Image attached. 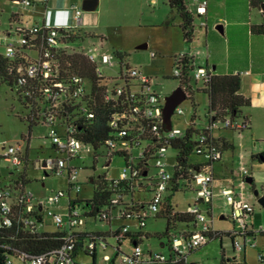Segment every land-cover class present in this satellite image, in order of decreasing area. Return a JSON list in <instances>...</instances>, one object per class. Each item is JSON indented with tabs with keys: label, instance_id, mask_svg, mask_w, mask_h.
Masks as SVG:
<instances>
[{
	"label": "built area",
	"instance_id": "2783aa9c",
	"mask_svg": "<svg viewBox=\"0 0 264 264\" xmlns=\"http://www.w3.org/2000/svg\"><path fill=\"white\" fill-rule=\"evenodd\" d=\"M21 1L26 6L32 5V0ZM195 1L196 5L191 8L195 15L205 14L208 0ZM73 8L77 16L82 13L81 7L74 5ZM77 29L76 26L34 23L18 25L0 35V47L3 48L0 53L14 61L11 69L17 74L12 89L23 99L28 98V119L45 126V137L51 139L55 150L54 154L36 158L34 164L47 174L66 175L70 180V188L79 191L81 167L74 163V160L81 157L83 146L89 145L93 148L96 163L95 159L99 160L98 150L104 147L106 152L103 153L102 168L105 173L100 175L98 180L105 178L111 187H117L124 180L136 190L150 183L152 196L148 200L136 201L134 197V200H125L130 207L136 203L135 210L129 211L126 210L127 207L119 205L111 212H102L101 217L113 221L119 218L138 219V229L142 230L147 224L149 213L160 211L165 194L171 186L175 163L170 169L168 149L171 140L183 136L185 129L175 127L174 124L170 130L165 129V97L155 87V73L143 70L141 65L132 64L124 54L116 52L120 68L113 74H106L99 63L114 65L112 54L99 53L98 46L95 45L86 49L77 44L78 40H67L69 35L76 34ZM74 54H83L94 64L98 81L71 67L67 57ZM156 56L155 51L151 52L152 58ZM187 58L193 56L186 51L174 55L172 72L166 76L177 78L189 98L194 90L193 82H209L213 70L193 62V69L188 71L185 69ZM181 104L182 102L175 108L174 115L186 114ZM102 106L111 110L108 121L111 133L106 136L103 144L95 149L91 144L85 143L78 134L82 125L93 123ZM215 113H210V119L200 127L201 134L194 149V152L204 159L193 163L196 167L193 168V179L189 180L199 183L195 201L186 210L195 216L196 228L188 238L180 234L172 236L171 249L175 259L178 255H187L188 251L207 243L210 233L215 232L214 218L210 214L213 199V163L222 158V143L214 136L215 129L232 127L240 133L246 127V121L242 118H213ZM196 119L195 111L188 120V125L195 124L199 127ZM1 143L5 148L6 142ZM135 149H139L136 154ZM148 153L150 158L147 161ZM7 154L14 164L25 163L27 170L28 156L20 145H9ZM117 156L123 157L125 163L118 176H111V164ZM151 166L154 167L153 172ZM91 179L94 181V178ZM70 194L71 189L68 192L59 189L46 199L37 197L27 188V184L17 180V177L12 178L6 185L0 184V226H12L18 221L35 233L46 230L44 225L48 219L56 229L66 231L61 246L39 254L17 250L6 255L5 264H88L85 260L78 259V254L74 251L76 235L80 231L79 228L86 223V211L83 210L85 207L78 202L79 197L73 199ZM221 194L230 206L229 216L234 223L229 232L234 250L242 252L247 244L255 246L253 236L264 233V224L256 228L248 224V219L254 212V205L237 194L233 187H223ZM66 196L69 197L66 212H57L50 207L51 204H59ZM120 197L117 195L113 203L120 204ZM202 203L206 208L202 207ZM117 229L118 232L111 236L119 249L116 264H165L168 260L166 254L146 250L138 242L134 243L130 253H124L121 246L125 241V234L131 231L130 226L123 224L114 231ZM98 240L104 246L109 244L108 236H98L91 238L84 249L97 253ZM258 259L264 263V252L258 253ZM105 264L113 263L110 261ZM235 264L245 263L243 261Z\"/></svg>",
	"mask_w": 264,
	"mask_h": 264
},
{
	"label": "rangeland",
	"instance_id": "374dc122",
	"mask_svg": "<svg viewBox=\"0 0 264 264\" xmlns=\"http://www.w3.org/2000/svg\"><path fill=\"white\" fill-rule=\"evenodd\" d=\"M76 1L82 7V0ZM167 2L168 0H158V4L162 5L161 8H163V10L166 9L164 5ZM145 3L147 17L141 12V6ZM82 10L81 19L84 20V18L90 14L92 16V24L97 23V27L106 33L108 40L85 37L83 39H78L77 44H80L86 49L95 45L98 46L97 51L99 53L107 52L112 54L114 65L110 66L99 63V66H101L106 74H113L115 71L119 70V56L116 52H120L124 54L126 59L132 64L141 65L143 70L156 74L157 85L155 87L164 97L172 93L179 86L180 82L177 78L166 76L171 74L173 67V56L170 54L171 40H164L165 27L163 28L160 27V25L154 24L156 23L155 21H158L160 18L159 11L155 12L153 7L149 8L146 0H102L96 10ZM17 11L22 13L24 18L29 22H41L40 19L47 14V3L46 0H32V5L26 6L21 0H0V34H3L5 28L9 27V17ZM146 19L147 23L153 24L140 25L144 23ZM172 30V51L187 50L191 47L183 39L179 27L175 26ZM86 35L89 34L87 33ZM144 42L149 44L148 48L140 49L136 47L139 43ZM151 49H160L163 51V54H160L158 60H151L149 56V51ZM2 50L3 48L0 47V52H2ZM193 85V97L186 98L181 104L186 110V114L184 116L178 114L173 116V124L175 127L185 129L188 126L187 120L192 117L196 110L198 115L196 122L199 127L204 125L208 120L205 117L209 105L208 95L202 90H197V88L201 89L203 87V83L201 81L198 83L193 82ZM29 113L30 109L19 98L15 90L12 89L9 82L0 78V184L2 186L10 183L12 178H16L25 169V163L21 165L14 164L12 159L8 156L7 148L9 145H20L23 151L29 149L32 160L38 156H47L52 153V149L50 148L51 139L45 137L47 129L40 123L30 127V121L28 119ZM262 133V135H264V132ZM250 140L253 145L255 140H253V138H250L249 141ZM2 141L6 142L5 148L1 143ZM144 144H146V142H144ZM104 152H106L105 148L101 147L98 150L99 160L94 163L93 148L89 145H84L81 157L74 160V163L81 167L79 172L81 189L79 191L70 188V180L66 175L62 176L53 173L45 174L44 170L36 169L35 167H30L28 169V177L30 180L27 182V188L33 191L37 197H43L44 199L59 189L67 192L71 189L70 196L73 199L77 197L83 199L91 198L97 186L99 176L105 173V170L102 168ZM138 152L139 149L134 150L135 154ZM176 155L177 150L170 147L168 149L170 169L173 168ZM190 159L192 162H201L204 160L201 155L195 152L192 153ZM124 163L125 160L123 157H115L111 164L109 175L118 176ZM244 169L243 172L241 171V166H239V164L236 165L234 168L235 177L233 178L231 177L229 169L224 168L221 163H217L215 170L217 181H219L218 184L234 182L237 185L243 176H253L256 178V186L253 187V183L247 182V184L251 187L252 192L258 190L259 196L262 195L264 192V161L260 162L259 159L253 160L248 163ZM151 170L152 172L154 171L153 166H151ZM90 177L94 178V181H91ZM198 184V181L194 180L190 187L186 185L185 181H182L179 190L174 192L167 191L165 195L170 196V202L175 205L178 210H185L190 202H194L196 196L195 189ZM150 195V191H136L137 198H149ZM226 203V198L220 193L213 197L214 226L215 230L219 232L217 234L218 236L209 239V241L202 246L188 251L186 255L188 264H222L223 256L233 257L236 255L237 259L241 258V254L234 250L232 238L228 235V231L233 229L234 223L228 217L229 209ZM201 205L203 208H206L205 204L202 203ZM68 206V196L63 197L59 204L50 205L53 210L63 213L67 211ZM83 210L86 211V209ZM221 214H225L226 217L222 219L220 217ZM148 216L147 224L142 229L145 234L141 241L142 246L144 249L160 251L169 255L170 239L167 236L160 235L166 229V218L160 215V211L157 213H149ZM124 223L130 224L133 228H136L139 221L134 218H119L115 219L112 225L118 228ZM44 228L48 230L56 229L55 225L48 219L46 220ZM80 228L89 231L105 232L110 230L111 225L106 221L95 220L93 217L86 216V223ZM172 232H176V229H172ZM220 235H222V237ZM108 241L109 244L107 246H104L99 240L97 242V264H105L113 259L118 260L115 239L108 236ZM163 242L165 245H163ZM121 247L124 253H130L133 244L129 238H126ZM248 257L249 259H255V251L252 247L248 248ZM77 258L85 260L88 264H94L92 255L86 254L84 250H80Z\"/></svg>",
	"mask_w": 264,
	"mask_h": 264
},
{
	"label": "crops",
	"instance_id": "0c3cea01",
	"mask_svg": "<svg viewBox=\"0 0 264 264\" xmlns=\"http://www.w3.org/2000/svg\"><path fill=\"white\" fill-rule=\"evenodd\" d=\"M83 1V0H82ZM100 1L98 0L97 6L93 9L96 10L99 7ZM147 6L153 7L155 12L159 11L160 18L155 21L156 25L160 27H165V39L171 40L170 42V54L172 56L186 51L193 56L195 64L206 65L212 68L217 74H240L241 76V93L251 100L250 106L244 109V114L248 115L250 119V127L242 130L240 133L231 128H217L214 131V136L217 139H224L228 144L221 146L222 148V158L213 163V174L214 180L212 182L213 197L216 194H221V189L223 187H233L237 194L242 195L246 200L254 205V212L252 216L248 219V224L252 227H258L264 224V205L258 202V198L254 192H252L251 187L247 184V178H252L253 187L256 186V178L253 176L242 177L238 184L234 182H225L218 184L215 166L217 163L229 169L231 172V177H235L234 168L239 164L241 166V171L244 172L245 166L252 162L253 160L259 159L260 162L264 161V157L261 155L264 153V13L263 6L259 0H208L207 12L202 15H195V36L189 45L187 50L172 51V34L173 28L175 26L180 27L181 18L179 15H175L174 21L171 25H166L165 20L171 12L169 0L165 3L163 10L162 5L158 4V0H146ZM264 2V1H263ZM47 3V14L43 16L39 21L29 22L24 18L23 14L20 12H14L9 17V27H6L3 34L9 31L11 28H15L18 25H30L34 23L47 24L52 26H76L79 30L85 33V37L99 38L100 40H108L106 33L101 31L96 24H92V16L88 14L84 20L81 19V15H76L74 5L81 7L76 0H46ZM187 5L193 8L196 5L195 0H187ZM146 3L141 6V12L147 17L145 10ZM82 8V7H81ZM83 9V8H82ZM86 10V11H93ZM154 12V11H151ZM137 18V16H136ZM139 20V19H138ZM142 20V19H141ZM142 22V21H141ZM159 22V23H157ZM1 24V21H0ZM153 23H141L140 25H148ZM89 35H86V34ZM0 34V35H3ZM183 36V32H182ZM84 37V38H85ZM184 39V37H183ZM139 43L136 47L139 48L141 44ZM149 46V44H148ZM148 48V47H147ZM146 49V48H140ZM155 51L157 56L155 58L151 57V52ZM163 51L160 49H151L149 51V56L151 60H158L160 54ZM120 53V52H119ZM197 111V110H196ZM197 113V112H196ZM198 116V115H197ZM186 118V117H185ZM191 119V118H190ZM188 121V120H187ZM255 140L253 145L251 140ZM250 144H249V143ZM249 145H248V144ZM52 153H55L52 145L50 146ZM26 154L28 156L27 160V178L29 179L28 169L30 167H35L40 169L31 159L30 151L27 149ZM199 163V162H193ZM43 170V169H42ZM45 172V171H44ZM47 174V173H45ZM90 180L91 177H90ZM193 182V181H192ZM192 182H185L187 186L192 185ZM250 183V182H248ZM199 187V184L197 188ZM196 188V187H195ZM196 188V189H197ZM195 189V190H196ZM142 191V190H141ZM263 192V191H262ZM222 195V194H221ZM149 198H137L136 193L134 198L136 201H141L143 199L148 200ZM264 196V192L262 195ZM83 199V198H80ZM195 201V200H194ZM193 202H190L192 204ZM227 207L230 212V206L228 203ZM187 206V208H188ZM187 208L185 210H187ZM181 210V211H185ZM214 205L213 199L211 203V215L213 216ZM222 219L226 217L225 214H221ZM230 218V216L228 215ZM231 219V218H230ZM135 221V220H133ZM215 221V218H214ZM125 224V223H124ZM131 232H138V224L136 228H133L130 224ZM111 229L114 230L115 227L112 225ZM215 229V226H214ZM48 230V229H46ZM56 230V229H54ZM80 231L84 229L79 228ZM87 230V229H85ZM53 231V230H48ZM89 231V230H87ZM109 231V230H108ZM215 232H217L215 230ZM227 232V231H226ZM230 232V230L228 231ZM216 236V234H215ZM222 237V235H220ZM253 240L256 242L255 246L249 244L246 245L244 251L238 252L241 254V258L237 259V256L225 257L226 264H235L237 262H246L247 264H264L258 259V253L264 252V233H257L253 236ZM132 242V241H131ZM135 242H132L134 245ZM252 247L255 251V259H249L248 248ZM147 250V249H146ZM151 250V249H148ZM79 255V254H78ZM234 258H236L234 260Z\"/></svg>",
	"mask_w": 264,
	"mask_h": 264
},
{
	"label": "trees",
	"instance_id": "16d2710c",
	"mask_svg": "<svg viewBox=\"0 0 264 264\" xmlns=\"http://www.w3.org/2000/svg\"><path fill=\"white\" fill-rule=\"evenodd\" d=\"M263 3L264 0H259ZM171 12L165 20L166 25H171L174 21L175 15H179L181 18L180 27L183 32L184 40L187 44L191 43L195 36V13L187 5V0H169ZM264 13V10H263ZM264 26V24L262 25ZM85 33L82 30L77 29L76 34L69 35L67 40L83 39ZM185 69L190 71L193 69L191 63L194 62L193 58L185 59ZM67 61L71 64L75 70H79L82 74L88 75L94 80L98 81L99 78L94 73V64L83 54H74L67 57ZM153 61H156L153 59ZM190 61V64H189ZM13 60L5 58L0 53V78L7 80L9 84L14 87V83L17 80V74L15 70L11 69ZM208 67V66H207ZM213 70V69H212ZM208 95L209 105L206 111L205 117L209 120L210 113L216 112L213 118L223 119L225 117H231L236 120L242 118L246 121V128L250 127V119L248 115L244 114V109L250 106L251 100L241 93V76L240 74H217L213 70V74L209 82L204 83L201 89ZM194 91V90H193ZM193 91L190 93V97H193ZM19 98L27 106L28 98L23 99L21 95ZM111 110L108 107H101L99 109L97 118L93 120L88 126L82 125L79 132V137L87 144H91L95 149L103 144L106 136L111 133V129L108 125L109 116ZM30 127L36 125L34 121L30 120ZM236 130L232 127H226ZM201 134L200 127L195 124H190L185 128L183 136L176 137L170 142V147L177 150L175 159L174 173L171 181V186L168 191L179 190L182 181L188 182L192 178L193 168L196 167L191 161L190 157L194 153L195 146L198 142V136ZM221 141L220 139H218ZM222 144L228 143L222 139ZM150 154H146V160L150 158ZM264 157V153L261 155ZM145 160V161H146ZM97 162V158L95 159ZM17 180L23 184H27V172L26 168L17 176ZM150 183H146L141 187V190L152 191ZM136 189H132L131 185L126 181H121L117 187H111L108 180L102 178L98 180L97 186L94 189L93 196L91 198L80 199L78 202L84 204L86 209L85 217L90 216L95 220L106 221L112 226L113 220L104 219L101 217L102 212H111L120 205L127 207L126 210H135V204L129 206L125 200H134V194ZM120 195V204H114L113 199ZM134 202V201H133ZM144 204V202H142ZM160 215H163L167 220L166 229L160 235L167 236L170 239V254L165 264H188L186 255L177 258L171 249V238L174 234H180L184 238H188L194 232L196 228L195 216L188 211H181L170 202V196H165L164 201L161 204ZM181 226V227H180ZM180 227V228H178ZM120 229V228H119ZM172 229H176V232H172ZM118 232L110 228L109 231H79L76 235V254L80 253V250H84L86 254H90L93 257L94 264H97V253L88 252L85 248L86 243L93 237L98 236H112ZM66 231L57 228L53 231L42 230L40 232H31L21 222L16 221L12 226H0V264H5V258L7 254L15 253V251H26L34 254H39L54 248L61 246L64 242V236ZM219 232H211L209 239L218 236ZM216 234V236H215ZM147 235V234H146ZM228 235H230L228 233ZM145 234L142 230L138 232H127L124 239L129 238L132 242L141 243ZM163 245L165 243L163 242ZM117 255L119 249H117ZM115 263V259L111 261ZM225 257L222 258V264H226ZM247 264L246 262H244Z\"/></svg>",
	"mask_w": 264,
	"mask_h": 264
},
{
	"label": "water",
	"instance_id": "95a60500",
	"mask_svg": "<svg viewBox=\"0 0 264 264\" xmlns=\"http://www.w3.org/2000/svg\"><path fill=\"white\" fill-rule=\"evenodd\" d=\"M98 4V0H83L82 7L84 10H93ZM264 9V2L262 3ZM148 43L141 44L139 48H147ZM187 98L185 90L179 85L172 93L165 96V103L163 107V118L165 129L170 130L173 127V115L175 108ZM252 183V178L246 179ZM256 196H259V191H254ZM258 202L264 205V196H259Z\"/></svg>",
	"mask_w": 264,
	"mask_h": 264
}]
</instances>
